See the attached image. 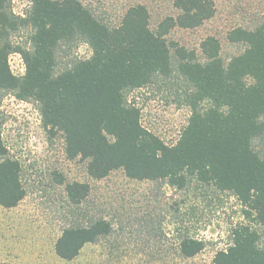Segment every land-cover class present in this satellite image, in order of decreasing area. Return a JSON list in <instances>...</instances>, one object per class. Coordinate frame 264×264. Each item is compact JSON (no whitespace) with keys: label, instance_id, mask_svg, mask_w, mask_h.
I'll use <instances>...</instances> for the list:
<instances>
[{"label":"trees","instance_id":"trees-1","mask_svg":"<svg viewBox=\"0 0 264 264\" xmlns=\"http://www.w3.org/2000/svg\"><path fill=\"white\" fill-rule=\"evenodd\" d=\"M29 1L30 8L19 17L11 13L9 0H0V90L19 100H35L43 127L50 134L62 133L66 156L85 159L93 178L122 168L132 179H164L182 188L187 177H194L232 192L248 223L231 229L230 244L215 252L213 264H264V155L252 146L254 138L264 135V22L227 33L230 41L244 42L245 48L225 64L214 36L200 43L202 61L194 50L166 38L175 26L193 28L212 17L213 0H175L178 14L162 18L154 29L147 8L139 3L110 27L80 0ZM20 27L31 28L28 47L8 39ZM72 41L85 42L91 53L56 70L59 48ZM12 51L25 61L20 77L8 68ZM173 72L186 81L181 96L190 115L177 140L168 145L142 126L139 109L127 102L124 91ZM88 189L76 181L65 186L76 204ZM23 196L19 164L6 156L0 139V205L13 207ZM110 230L103 218L64 227L55 253L70 260L85 243ZM203 246L202 240L185 237L180 252L190 257Z\"/></svg>","mask_w":264,"mask_h":264},{"label":"rangeland","instance_id":"rangeland-1","mask_svg":"<svg viewBox=\"0 0 264 264\" xmlns=\"http://www.w3.org/2000/svg\"><path fill=\"white\" fill-rule=\"evenodd\" d=\"M101 22L117 26L125 10L143 4L154 29L166 16H176L175 0H80ZM214 14L199 26H175L166 35L204 60L200 43L214 36L219 55L227 64L241 53L244 42H233L227 33L235 28H254L264 22V0H213ZM9 9L28 10L26 0H9ZM20 17V16H19ZM31 28L20 27L8 39L29 46ZM89 46L83 41L63 44L58 50L56 70L68 67L76 58L87 57ZM152 83L127 89L128 103L139 109L142 126L171 143L186 124L190 108L182 91L186 81L173 72L154 76ZM206 105V102L201 103ZM264 120V116L262 117ZM0 139L6 156L17 160L24 196L9 208L0 205V261L11 264H213L215 252L230 244V232L239 223H248L241 204L230 191H220L194 177H187L182 188L164 179L138 180L125 175L122 168L96 179L86 170L87 161L65 154L61 132L50 134L42 125L39 105L33 99L19 100L12 92L0 90ZM253 148L264 155V135L254 138ZM73 181L89 186L78 204L72 203L65 186ZM103 218L111 230L95 242L85 243L70 260L54 250L61 230L69 225H87ZM254 226L253 222H250ZM260 230V229H259ZM260 244L264 232L260 230ZM185 237L202 240L204 246L193 256L180 252Z\"/></svg>","mask_w":264,"mask_h":264},{"label":"built area","instance_id":"built-area-1","mask_svg":"<svg viewBox=\"0 0 264 264\" xmlns=\"http://www.w3.org/2000/svg\"><path fill=\"white\" fill-rule=\"evenodd\" d=\"M30 5H31V2L29 0H26V6L28 9L30 8ZM15 13L17 15H19L20 17H23L25 15V10H20V11L15 12ZM7 64H8V68H9L12 75H14L16 77H20L25 73V68H26L25 61H24L23 56L20 52H18V51L9 52L7 55ZM180 131L181 130L177 131V137L175 138V140L173 142L166 143V144H168V145L173 144L177 140V138L179 137Z\"/></svg>","mask_w":264,"mask_h":264}]
</instances>
